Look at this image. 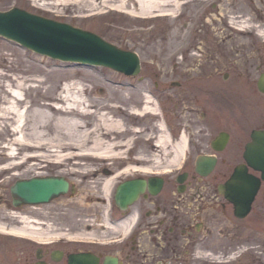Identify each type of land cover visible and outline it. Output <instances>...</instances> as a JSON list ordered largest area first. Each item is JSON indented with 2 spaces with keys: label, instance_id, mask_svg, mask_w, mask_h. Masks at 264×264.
Instances as JSON below:
<instances>
[{
  "label": "flooded vegetation",
  "instance_id": "1",
  "mask_svg": "<svg viewBox=\"0 0 264 264\" xmlns=\"http://www.w3.org/2000/svg\"><path fill=\"white\" fill-rule=\"evenodd\" d=\"M171 81L177 82L176 87L193 88L179 79ZM206 90L205 98L194 90L191 99L177 103L195 104L190 121L168 116L169 121L161 123L170 136L166 146L157 142L161 134L158 128L136 127L140 128L137 135L127 133L133 140L126 154L120 156L125 159L114 166L117 159L100 170L93 168L97 163L91 165L92 173L85 177L81 172H65L70 183L65 196L70 200H75L80 186L88 184L91 188L96 184L93 180L99 184L91 188L97 193L82 195L92 210H79L81 201L65 208V217L74 222L65 228L54 226L53 200L24 204L10 189L4 191L0 206L5 205L4 212L12 218L0 212V221L21 227V216H29L31 225L44 233L0 235V264H80L83 256L93 257L98 264H264V185L244 217L237 214L234 200L245 201L244 195H231L235 169L245 162L248 129L230 122L223 111L215 113L211 90ZM200 106H205L200 113L202 121L197 120ZM256 128L263 129L264 124ZM183 138L184 149H177ZM183 156L186 165L175 171L176 162ZM203 156L215 160L206 173L196 168ZM48 166L58 170L49 164L43 176L61 175L47 173ZM246 172L260 175L253 169ZM72 175L84 179H72ZM104 176L115 177L108 191L100 185ZM124 181L128 184L126 206L117 198L118 185ZM55 229L65 231L60 234L65 239H54Z\"/></svg>",
  "mask_w": 264,
  "mask_h": 264
},
{
  "label": "rangeland",
  "instance_id": "2",
  "mask_svg": "<svg viewBox=\"0 0 264 264\" xmlns=\"http://www.w3.org/2000/svg\"><path fill=\"white\" fill-rule=\"evenodd\" d=\"M68 1L72 2L70 6ZM74 1L0 0V10L18 6L94 31L120 47L137 51L142 58L141 72L129 76L108 67L53 59L0 36V81L8 84L12 79L15 84H20L15 89L24 95L30 108L36 105V101L55 102L47 96L48 93H60L65 83L79 80L87 87V98L94 103L104 101L120 106L124 112L119 115L129 129L126 133L132 131L134 135L139 132L132 128L150 125L157 129V125L164 121L163 115L167 121L168 116L171 120L175 117L177 121H190L194 111L191 107L195 104L187 102L178 106L177 103L181 99H191L194 90L205 98L206 89H210L213 111H223L230 122L244 125L248 129L247 139L250 129L264 124V93L257 86L259 75L264 72V0H181L182 4L174 15L151 18L115 8L121 2H126L128 8H136L135 0L109 3L83 0L82 10L75 7L78 3ZM244 17L251 19L245 26L237 24ZM236 28L239 35L235 33ZM230 33H233L231 38H236L234 45L227 43ZM73 71H77V76L69 74ZM173 79L191 83L193 88L176 87L177 82L171 81ZM147 95L151 98L150 111L143 110ZM159 108L161 114L157 112ZM204 109L205 106L199 107L197 120L202 121L200 113ZM94 119L95 116H91L87 120L90 124ZM2 160L0 165L4 163ZM109 161L112 160L90 163H97L93 168L100 170ZM118 161L117 158L112 165ZM13 171L19 172L20 169L0 173V196L18 179L12 177ZM45 171L59 173L49 166ZM29 176L33 174L26 175ZM72 177L74 179L76 175ZM78 177L75 179H84ZM90 187L97 188L96 184ZM91 188L88 184L80 186L75 200L64 194L52 201L55 228L74 223L65 217V208L72 206L73 201H81L79 210L93 209L82 197L84 192L97 193ZM4 209L7 208L2 204L0 212ZM3 214L12 218L8 213Z\"/></svg>",
  "mask_w": 264,
  "mask_h": 264
},
{
  "label": "bare ground",
  "instance_id": "3",
  "mask_svg": "<svg viewBox=\"0 0 264 264\" xmlns=\"http://www.w3.org/2000/svg\"><path fill=\"white\" fill-rule=\"evenodd\" d=\"M82 1L75 0L77 6L72 5L82 10L84 8ZM100 1L109 3L115 0ZM135 1L136 8H128L126 2L117 4L115 8L137 16H150L154 13L174 15L175 10L182 4L181 0ZM71 3L68 1L67 5L70 6ZM250 19L244 17L237 24L245 26ZM235 31L239 35V29L236 28ZM231 35L233 33H230L227 43L234 45L236 38H231ZM76 72L69 74L77 76ZM17 86L20 87V84H15L12 79H9L8 84L0 81V137H4V141L0 140V161L4 160L0 165V173L20 169L19 172H12L13 178L26 177L30 174L43 175L45 173L43 169L50 164L58 168L60 174L67 175L65 172L75 171L81 172L80 175L85 177L92 173L93 163L90 162L120 158L125 154L127 146L132 143L133 139L128 138L126 133L129 129L119 115L124 112L122 108L104 101L94 103L87 98L85 93L87 87L79 80L65 83L60 93H48L47 96L53 98L55 102L36 101L33 108L27 106L24 95L15 89ZM240 93L244 94L242 91ZM146 98L143 110L150 111L151 98L149 95ZM91 116H95V119L89 124L87 119ZM157 126L161 133L157 142L161 146H166L169 134L164 131L162 124ZM6 135L9 136L5 139ZM184 145L183 138L177 149H184ZM114 180L113 176L105 178L100 183L103 191H108ZM93 182L96 186L99 185L97 180ZM21 217L24 225L10 227L11 233H44L31 225L33 219L29 216ZM6 229V224L0 221V230ZM59 231L53 234H65L62 230Z\"/></svg>",
  "mask_w": 264,
  "mask_h": 264
},
{
  "label": "water",
  "instance_id": "4",
  "mask_svg": "<svg viewBox=\"0 0 264 264\" xmlns=\"http://www.w3.org/2000/svg\"><path fill=\"white\" fill-rule=\"evenodd\" d=\"M0 34L53 58L109 66L129 74L140 72V60L135 52L122 50L94 32L45 18L20 8L0 11ZM258 86L264 92V73L258 80ZM252 139L247 145L245 158L252 167L262 172L264 179V130H255ZM208 162L206 159L203 161V163ZM243 169L241 166L237 167L233 178L250 180V175L241 174L240 171ZM260 184L261 178H256L252 182L251 188H243L245 183L244 185L239 183L238 189H241L239 193H245L248 196L240 215L244 216L249 212L251 202ZM126 187L127 183H124L119 191L118 201L123 205L127 201L125 198ZM67 189L68 182L62 177L55 176L20 180L11 188L13 195H18L27 203L48 201L65 193ZM79 263L97 264V261L92 257L83 256Z\"/></svg>",
  "mask_w": 264,
  "mask_h": 264
}]
</instances>
